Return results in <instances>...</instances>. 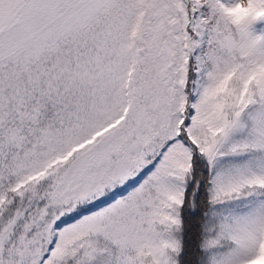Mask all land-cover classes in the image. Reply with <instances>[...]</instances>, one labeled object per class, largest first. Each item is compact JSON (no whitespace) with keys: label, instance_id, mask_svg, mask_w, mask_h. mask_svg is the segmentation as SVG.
<instances>
[{"label":"snow or ice","instance_id":"1","mask_svg":"<svg viewBox=\"0 0 264 264\" xmlns=\"http://www.w3.org/2000/svg\"><path fill=\"white\" fill-rule=\"evenodd\" d=\"M264 0H0V264H264Z\"/></svg>","mask_w":264,"mask_h":264},{"label":"trees","instance_id":"2","mask_svg":"<svg viewBox=\"0 0 264 264\" xmlns=\"http://www.w3.org/2000/svg\"><path fill=\"white\" fill-rule=\"evenodd\" d=\"M256 29H257L258 33L260 32V30H264V23L257 24Z\"/></svg>","mask_w":264,"mask_h":264}]
</instances>
